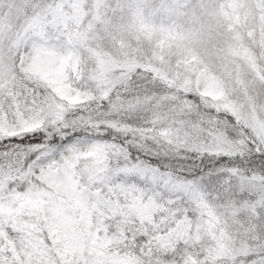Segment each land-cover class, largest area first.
<instances>
[{
  "label": "snow or ice",
  "instance_id": "6c2138e0",
  "mask_svg": "<svg viewBox=\"0 0 264 264\" xmlns=\"http://www.w3.org/2000/svg\"><path fill=\"white\" fill-rule=\"evenodd\" d=\"M0 264H264V0H0Z\"/></svg>",
  "mask_w": 264,
  "mask_h": 264
}]
</instances>
